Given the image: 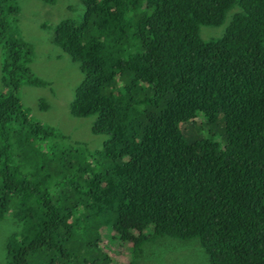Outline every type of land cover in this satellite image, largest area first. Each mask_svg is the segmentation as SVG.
Masks as SVG:
<instances>
[{"label": "trees", "instance_id": "trees-1", "mask_svg": "<svg viewBox=\"0 0 264 264\" xmlns=\"http://www.w3.org/2000/svg\"><path fill=\"white\" fill-rule=\"evenodd\" d=\"M80 1L41 27L78 63L69 112L94 116V142L30 116L19 87L51 81L0 0L6 263L110 264L107 229L122 264H161L174 239L202 264H264V0Z\"/></svg>", "mask_w": 264, "mask_h": 264}, {"label": "rangeland", "instance_id": "rangeland-1", "mask_svg": "<svg viewBox=\"0 0 264 264\" xmlns=\"http://www.w3.org/2000/svg\"><path fill=\"white\" fill-rule=\"evenodd\" d=\"M15 2L19 6L15 21L19 34L31 45L33 51L29 67L37 76L51 81L50 86L21 84L18 95L22 103L28 108L33 119L53 126L57 131L71 138L92 141V137L96 136L91 131L94 116L90 114L74 116L69 112V102L74 94V88L82 77L78 63L51 41L52 32L49 29L41 27V24L50 25L60 17L71 13L69 6L80 7L81 1L55 0L53 3H46L42 0H15ZM200 30L203 37H215L222 31V26L203 25ZM2 84L0 72V85ZM1 88L7 91L5 86L2 85ZM39 98H43L48 106L41 107ZM214 138L221 143L217 136ZM20 227L13 215L8 213L0 217V264H7L5 240ZM108 233L110 231L107 229L101 232V246L113 256L110 264H122L128 254L122 245L114 246L109 241ZM174 240V244L165 241L160 245L163 255L161 264H164L165 260L167 264L203 263L205 256L195 246L191 247L193 243L190 240Z\"/></svg>", "mask_w": 264, "mask_h": 264}]
</instances>
